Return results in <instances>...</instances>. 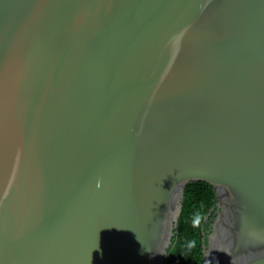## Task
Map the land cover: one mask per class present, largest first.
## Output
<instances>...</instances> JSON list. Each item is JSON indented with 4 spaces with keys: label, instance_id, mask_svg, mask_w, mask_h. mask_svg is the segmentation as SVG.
<instances>
[{
    "label": "water",
    "instance_id": "95a60500",
    "mask_svg": "<svg viewBox=\"0 0 264 264\" xmlns=\"http://www.w3.org/2000/svg\"><path fill=\"white\" fill-rule=\"evenodd\" d=\"M191 181L264 264V0H0V264H164Z\"/></svg>",
    "mask_w": 264,
    "mask_h": 264
},
{
    "label": "trees",
    "instance_id": "16d2710c",
    "mask_svg": "<svg viewBox=\"0 0 264 264\" xmlns=\"http://www.w3.org/2000/svg\"><path fill=\"white\" fill-rule=\"evenodd\" d=\"M214 203V190L209 184L191 181L185 185L177 233L164 264H206L202 245L213 214L205 217Z\"/></svg>",
    "mask_w": 264,
    "mask_h": 264
}]
</instances>
